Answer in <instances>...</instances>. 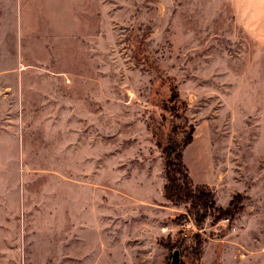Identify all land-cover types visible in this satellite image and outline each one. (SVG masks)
I'll return each instance as SVG.
<instances>
[{
	"label": "rangeland",
	"instance_id": "374dc122",
	"mask_svg": "<svg viewBox=\"0 0 264 264\" xmlns=\"http://www.w3.org/2000/svg\"><path fill=\"white\" fill-rule=\"evenodd\" d=\"M238 1L0 0V264H264V4ZM183 121L227 218L163 197Z\"/></svg>",
	"mask_w": 264,
	"mask_h": 264
},
{
	"label": "trees",
	"instance_id": "16d2710c",
	"mask_svg": "<svg viewBox=\"0 0 264 264\" xmlns=\"http://www.w3.org/2000/svg\"><path fill=\"white\" fill-rule=\"evenodd\" d=\"M179 102L177 93L171 95V101ZM184 106L183 102H179ZM170 111L171 109L163 108ZM192 128L183 121V123L171 129L164 144L156 141V146L159 149L160 158L162 160V172L164 176V184L162 185L163 197L173 205H187V211L193 216L195 225H200L201 221L207 214V210L212 208L215 210V218H227L230 213L232 200L228 202L225 207L214 206L212 191L205 184H193L189 171L186 168L182 150L190 143ZM179 136V137H176ZM194 243H196L199 255L200 240L194 236ZM177 250V249H173ZM172 250V251H173ZM196 254V258L198 255Z\"/></svg>",
	"mask_w": 264,
	"mask_h": 264
},
{
	"label": "crops",
	"instance_id": "0c3cea01",
	"mask_svg": "<svg viewBox=\"0 0 264 264\" xmlns=\"http://www.w3.org/2000/svg\"><path fill=\"white\" fill-rule=\"evenodd\" d=\"M242 1V0H241ZM241 1H238L237 2V4L239 5V6H243V5H254V4H264V0H248L249 2L248 3H246L245 1H247V0H243L242 2ZM245 16V15H244ZM246 19H245V24H250V14L249 13H247L246 14V17H245ZM247 27H249V26H247Z\"/></svg>",
	"mask_w": 264,
	"mask_h": 264
},
{
	"label": "water",
	"instance_id": "95a60500",
	"mask_svg": "<svg viewBox=\"0 0 264 264\" xmlns=\"http://www.w3.org/2000/svg\"><path fill=\"white\" fill-rule=\"evenodd\" d=\"M168 264H178V251L173 250L171 252V258Z\"/></svg>",
	"mask_w": 264,
	"mask_h": 264
}]
</instances>
